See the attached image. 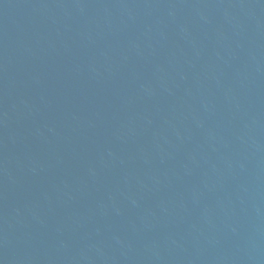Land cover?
Segmentation results:
<instances>
[{
    "label": "water",
    "instance_id": "95a60500",
    "mask_svg": "<svg viewBox=\"0 0 264 264\" xmlns=\"http://www.w3.org/2000/svg\"><path fill=\"white\" fill-rule=\"evenodd\" d=\"M0 264H264V0H0Z\"/></svg>",
    "mask_w": 264,
    "mask_h": 264
}]
</instances>
